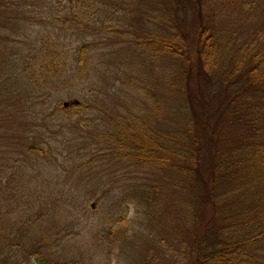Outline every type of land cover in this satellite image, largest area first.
<instances>
[{
  "label": "trees",
  "instance_id": "trees-1",
  "mask_svg": "<svg viewBox=\"0 0 264 264\" xmlns=\"http://www.w3.org/2000/svg\"><path fill=\"white\" fill-rule=\"evenodd\" d=\"M111 1L0 0V73L6 74L10 68L8 76L14 75L15 81L27 83L33 89V93L27 95L28 103L43 109L51 100L53 90L76 89L94 83L95 90L101 91L90 43L81 41L73 47L63 34L68 31L72 35L123 37L120 28L97 22L100 13L107 14L106 10L113 4ZM124 1L115 3L121 6ZM127 1L132 4L137 0ZM162 1V14L166 18L160 15L155 20L163 29L141 33L135 43L145 52L158 53L175 62L177 73L171 74L167 90L169 96L178 99L185 109L182 124L170 126L164 120L165 107L169 104L162 97L146 102L142 97L149 95L144 92L140 94L139 103L124 99L115 107H119L116 110L120 113L116 121L114 118L111 126L96 131L100 141L96 140L106 145L105 153L98 158L120 166L128 165L137 171L171 174L174 195L177 199L180 197L181 204L193 207L191 215L195 222L202 219L197 236L195 228L196 243L188 251L186 264H264V29H258L253 37L248 34L246 42L227 59L220 35L202 25L198 28L202 46L191 60L196 63V68L181 74L182 66L179 65L187 61L183 26L189 15L201 18L203 8L199 0ZM217 4L219 7L225 4V19L229 12L236 17L246 10L264 11V0H218ZM96 7L101 11L93 12ZM7 26L10 32L5 29ZM30 36L33 39L28 40ZM68 52L73 59L70 65L67 63ZM6 54H10L9 58L2 59ZM5 87L6 84L4 91ZM102 88V92L93 95L92 101L71 105L69 109L73 110H65L57 104L56 112H73L72 118L92 127L90 115L98 111L97 107H106L103 96L112 95L110 88ZM7 95L8 98L3 100L5 106L0 108L2 138L6 136L4 142L13 135L14 129V118L8 109L15 112L17 103L11 99L18 102L22 92ZM43 139L38 135L26 147L22 145L26 150L24 154L38 159L48 157L51 147L44 145ZM6 179V183L12 180ZM34 193L39 192L32 191L27 195L21 191L6 192L4 198L0 189V202H12L15 207L9 212L0 205L2 254L21 249L19 241V244L15 242L22 239L17 228L24 222L36 227L46 220H57L56 211H40L28 219L27 211H32L37 200L59 196L53 202V210L60 206L66 192L49 193L50 196L45 192ZM157 196L154 191L141 189L129 198V202L146 205L152 210ZM95 204L99 206L100 200L96 199ZM110 214L105 223V239L113 249V245L126 237L129 224L121 214V207L117 206ZM9 217L16 219L11 228L7 221ZM32 235L28 236L27 258L34 264L85 263L84 259L75 262L46 255L59 243L57 232L49 239ZM110 259L108 256L107 264Z\"/></svg>",
  "mask_w": 264,
  "mask_h": 264
},
{
  "label": "rangeland",
  "instance_id": "rangeland-1",
  "mask_svg": "<svg viewBox=\"0 0 264 264\" xmlns=\"http://www.w3.org/2000/svg\"><path fill=\"white\" fill-rule=\"evenodd\" d=\"M115 1L119 0H112L113 4L106 10L107 14L103 16L100 13L97 22L99 25L106 23L120 28L124 32L123 37L72 35L68 31L63 34L67 43L73 47L81 41L90 43L93 61L98 70V87L101 91L95 90L94 83L76 89L75 87L52 89L51 100H48V105H44L43 109L40 105L28 103L27 95L33 93V89L27 83L15 81L14 75L8 76L10 68L6 74L0 73V108L5 106L3 100L8 98L7 93L14 96L18 91L22 92V95L18 96L20 98L18 102L11 99L17 106L13 113L8 109L11 113L9 115L14 118V129L7 142H4L6 136L2 138L3 131L0 129V176H2L0 189L3 197L5 198L6 192L15 191H21L24 195L32 191L39 192L34 193L39 195L45 192L48 196L49 193L66 192L62 195L60 206L53 210H51L53 202L59 196H50V199L45 201L37 200L32 211H27L26 218H33L37 213L40 214V211L45 213L48 210L50 213L57 212V220L54 222L46 220L36 227L24 222L22 226L16 227L18 232L22 233V239L19 238L15 243L19 241L18 244L23 250L16 249L13 253L7 251L2 254L1 248L4 245L0 244V256H4L0 257V262L34 264L27 258L28 236L32 234L49 239L57 232L59 243L46 255L48 257L56 255L75 262L84 259V264H107L108 256L111 257L110 264H186L188 251L196 243L194 231L196 228L197 236L202 219L195 222L191 215L193 207L190 204H181L180 197L177 199L174 195L171 174L137 171L128 165L120 166L98 158L105 153L106 145L96 140L100 141L96 131L100 127L103 129L111 126L114 118L116 121V116L120 113L116 110L119 107H115L124 99L134 104L139 103L140 94L144 92L149 95L142 97L146 102L152 98L162 97L167 100V105L169 104L165 107L167 112L164 120L170 126L182 124L186 113L180 101L170 97L167 90L171 74L177 73L175 62L158 53L152 55L145 52L135 43L141 33L163 29L155 20L160 15L164 16L161 7L163 1L137 0L129 4L125 0L121 6L116 5ZM217 1L199 0L204 15L201 18L196 16V19L189 15L185 21L184 52L187 61L179 65L182 66L179 70L181 74L184 70L192 72L196 68V63L191 60H194V54L198 53L202 46L198 37V28L202 25L209 27L210 32L220 35L226 58H230L236 48L246 42L248 34L253 37L258 29H264V11L246 10L242 16L239 13L236 17H232L229 12L228 18L225 19L223 16L225 4L219 7ZM100 11L97 7L93 10ZM169 18L170 15L168 21ZM5 29L11 31L9 26ZM30 39H33V36L28 38ZM6 48L13 52L9 46ZM231 49L232 51H229ZM3 52L6 53L4 50ZM68 53L67 63L70 65L73 59L72 54ZM8 55L2 56V59L9 58ZM5 84L7 93L4 91ZM105 86L110 88L112 95L103 96L106 107L99 106L98 111L90 115L93 117L92 127L78 118H72L73 112L66 111L60 114L56 112L57 104L73 100L92 101L95 99L93 95L102 92V87ZM4 129L7 130V127L4 126ZM38 135L44 138L42 140L44 145L51 147L50 155L44 159L24 154L26 150L21 147L22 145L26 147V144ZM6 178L12 180L6 183ZM141 189L158 194L152 210L146 205L129 202V198ZM96 199L100 200L99 206L95 204ZM0 205L4 211L15 210L12 202H0ZM117 206L121 207V214L125 216L129 227L126 237L123 240L119 238L121 241L111 249V243L105 239L107 238L105 223ZM7 221L9 228L16 223V219L12 217Z\"/></svg>",
  "mask_w": 264,
  "mask_h": 264
},
{
  "label": "water",
  "instance_id": "water-1",
  "mask_svg": "<svg viewBox=\"0 0 264 264\" xmlns=\"http://www.w3.org/2000/svg\"><path fill=\"white\" fill-rule=\"evenodd\" d=\"M71 104H75V105H78V101H72V102H64L63 104H62V106H63V108H67L69 105H71Z\"/></svg>",
  "mask_w": 264,
  "mask_h": 264
}]
</instances>
